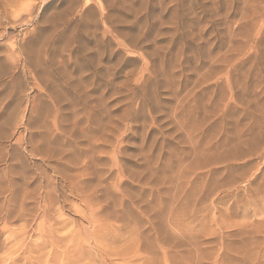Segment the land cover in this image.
Returning a JSON list of instances; mask_svg holds the SVG:
<instances>
[{"label":"rangeland","instance_id":"1","mask_svg":"<svg viewBox=\"0 0 264 264\" xmlns=\"http://www.w3.org/2000/svg\"><path fill=\"white\" fill-rule=\"evenodd\" d=\"M0 264H264V0H0Z\"/></svg>","mask_w":264,"mask_h":264},{"label":"bare ground","instance_id":"2","mask_svg":"<svg viewBox=\"0 0 264 264\" xmlns=\"http://www.w3.org/2000/svg\"><path fill=\"white\" fill-rule=\"evenodd\" d=\"M32 14V13H31ZM106 35V34H105ZM115 149V148H114Z\"/></svg>","mask_w":264,"mask_h":264}]
</instances>
